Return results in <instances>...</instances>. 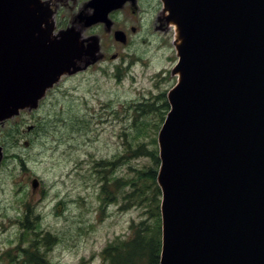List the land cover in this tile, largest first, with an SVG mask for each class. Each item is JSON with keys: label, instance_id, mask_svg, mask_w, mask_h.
Returning <instances> with one entry per match:
<instances>
[{"label": "water", "instance_id": "water-1", "mask_svg": "<svg viewBox=\"0 0 264 264\" xmlns=\"http://www.w3.org/2000/svg\"><path fill=\"white\" fill-rule=\"evenodd\" d=\"M163 1L179 79L158 134L160 264H264V0ZM34 2L0 0V121L80 68L77 34L51 37Z\"/></svg>", "mask_w": 264, "mask_h": 264}, {"label": "rangeland", "instance_id": "rangeland-1", "mask_svg": "<svg viewBox=\"0 0 264 264\" xmlns=\"http://www.w3.org/2000/svg\"><path fill=\"white\" fill-rule=\"evenodd\" d=\"M175 36L172 29L139 42L125 66L96 65L76 74L96 61L89 58L69 73L74 77L64 75L46 100L25 104L0 121V147L6 153L1 148L0 264H20L28 242L48 232L56 239L47 252L50 264H103L104 248L129 236L132 222L152 220L134 202L132 179L138 171L158 173L160 163L131 152L122 155L137 136L156 142L151 147L159 156L158 134L167 109L155 107L166 104L179 79L172 72L178 55ZM141 103L155 105L148 114L138 112L133 127ZM116 179L121 181L117 191L111 186ZM149 183L144 180L143 186ZM161 199L160 190L159 208Z\"/></svg>", "mask_w": 264, "mask_h": 264}, {"label": "flooded vegetation", "instance_id": "flooded-vegetation-1", "mask_svg": "<svg viewBox=\"0 0 264 264\" xmlns=\"http://www.w3.org/2000/svg\"><path fill=\"white\" fill-rule=\"evenodd\" d=\"M34 3L35 7L39 6L43 18L54 24L51 37L58 36L61 31L68 29L77 34L82 49L79 65L84 66L89 58L96 60L76 74H84L96 65L104 68L112 66L113 70L125 66L126 60L135 55L131 49L139 42H147L159 32L166 34L172 29L175 30L174 25L169 24L166 19L163 0H107L109 5L106 19L97 18L93 23L89 22L96 9L92 0H35ZM43 21L42 26L46 27V20ZM65 76L71 78L75 73ZM60 82L48 88L42 99L46 100L48 93H52ZM165 103L157 108L167 109L169 103ZM44 250L45 247H41V251Z\"/></svg>", "mask_w": 264, "mask_h": 264}, {"label": "trees", "instance_id": "trees-1", "mask_svg": "<svg viewBox=\"0 0 264 264\" xmlns=\"http://www.w3.org/2000/svg\"><path fill=\"white\" fill-rule=\"evenodd\" d=\"M154 105L155 103H141L135 107L133 127H136L138 112L141 115H144L143 113L148 114ZM164 117L165 115L162 116L163 120ZM142 133L141 131L140 135ZM154 134H156V131ZM154 143L139 141L136 136L133 142L130 141L128 143L127 151L122 155V158H125L131 152L134 157L148 156L157 166L160 163V159L157 151L151 147ZM119 160L114 161L113 165L118 163ZM156 178L157 173L155 170L152 174L138 171L132 179V197L134 202L145 207V214L149 211L152 220L145 219L138 223L132 222L129 236L118 237L104 248L103 264H159L162 249V230L160 208L158 203L156 204L157 197L160 195V188L156 183ZM144 180H150V183L143 186ZM108 183L109 181L106 180L103 185V192L107 193ZM120 183V179H116L111 186L115 185L117 191L121 187ZM39 238L40 236H37L28 242V247L24 249V257L20 264H50L46 254L56 244V239L49 232L44 234L41 239ZM40 241L42 242L40 243ZM41 247H45V250L41 251Z\"/></svg>", "mask_w": 264, "mask_h": 264}, {"label": "bare ground", "instance_id": "bare-ground-1", "mask_svg": "<svg viewBox=\"0 0 264 264\" xmlns=\"http://www.w3.org/2000/svg\"><path fill=\"white\" fill-rule=\"evenodd\" d=\"M15 101V100H14Z\"/></svg>", "mask_w": 264, "mask_h": 264}]
</instances>
